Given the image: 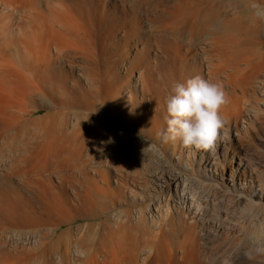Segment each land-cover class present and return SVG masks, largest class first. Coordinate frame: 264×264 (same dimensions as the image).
Masks as SVG:
<instances>
[{"label":"bare ground","instance_id":"obj_1","mask_svg":"<svg viewBox=\"0 0 264 264\" xmlns=\"http://www.w3.org/2000/svg\"><path fill=\"white\" fill-rule=\"evenodd\" d=\"M253 3L264 7V0H0V264H144L160 251L171 253L166 264L260 263L254 248L264 240L251 217L264 204L249 190L264 179L243 147L229 158L228 183L247 218L236 253L221 249L216 259L195 242L202 213L190 176L162 165L176 157L188 167L196 153L214 181L229 128L239 137L262 123L264 17ZM196 76L221 85L227 98L210 151L160 135L167 97ZM127 128L148 136L149 152L138 155L143 140ZM77 218L87 222L59 231ZM212 226L229 235L227 225Z\"/></svg>","mask_w":264,"mask_h":264},{"label":"rangeland","instance_id":"obj_2","mask_svg":"<svg viewBox=\"0 0 264 264\" xmlns=\"http://www.w3.org/2000/svg\"><path fill=\"white\" fill-rule=\"evenodd\" d=\"M42 113H44L43 110L38 112V114H42ZM34 115H37V113ZM260 117L261 118H259V120L262 123L259 122V123H257V125H255L254 128L249 129V133L247 135L244 134V132H240L241 135H239V137H238V135H235L236 131H235L234 127L232 126L229 128V131H227V139L224 142L225 147H223L224 146L223 145L217 149L216 156H218V159H219L218 160L219 164L217 165V169L215 170V172L214 171L210 172L212 175V178L215 179L214 181H212L209 178V176L207 175L209 172L203 168L202 163L200 162V155H198L196 153L193 156L190 155V157H189L190 161L189 160L186 161V163L189 164L188 167L186 165H184L185 163H183V161L180 162L181 163L180 164L176 157H175V162L168 157L166 160L162 159V161H163L162 165H164V168H168V165H172L171 163H175V165H173V166H175V172H178L181 174H188V176H190L189 177V180H190L189 183L191 185L189 184L190 190H188V192L190 191L189 193H191V195L194 197L193 201H194L196 210L197 211L200 210L202 213V215L200 217H202V218H203V216L206 217V218L204 217L203 219L200 218V220L197 223L196 233L198 236L196 235L195 242H196V245L201 246V248H203V249L204 248L209 249V247H210L209 250H211L212 253L214 254V257H213V254H211V256L214 259H216V255H217V257L218 256L220 257L222 251H223V254L226 255L229 252L230 248H233L232 251L234 252V254L236 253L237 248L235 246H236L238 239L240 237V234L238 232L239 226H240L241 222L243 221V217L247 218V216H244L247 214V213H244L245 212L244 207L246 206L245 202L243 201L242 198L238 197L236 191L234 189H232V185L230 183H228V178L230 177L231 171L234 170V164H235L234 160L230 161V159H229L232 156V151H234V148L238 149V146L243 147L244 150H242V151H245V153L247 152L248 156L252 159L251 161L253 162V165L256 166V168H259L260 171H262L261 173H262L263 179H264V111ZM111 122L112 121H110V123ZM127 131L132 133L133 136L134 135L135 136H138V135L141 136L140 138L143 140L144 144L141 146H138L139 148L136 146L135 149L140 150V152L138 151V153H139L138 155L144 153V151H146L148 149L147 148L148 145H150L152 143V142L150 143L148 136L146 134L145 135L141 134L140 132H137V131L131 132V130H129L128 128H127ZM117 144H120V142L118 141ZM145 145H147V147ZM238 150H240V149H238ZM147 151L149 152V149ZM256 159L258 160V162L254 161ZM235 161H238V159H235ZM142 162H143V164H145L144 160ZM249 192L252 195H257V196H254V197H257L256 198L257 201L263 202V204H264V187L260 188L259 186L256 185L255 188H252L251 190H249ZM175 200L177 201L176 197H175ZM223 210H224V212H223ZM211 217H213V218H211ZM224 219H225V221H224ZM254 220H256V221H254ZM251 221L255 222L256 225H258L257 227L259 229L258 230L259 231L258 232L259 239L264 240V213H260V216H258L256 218L251 217ZM86 222H87V220H85L83 218H77L71 224H63L59 228V231H62L63 229H65L69 226L84 225ZM215 222L222 224V226L227 225L228 230H229V235H227V236L224 234L219 235L214 230H211L213 228L212 225L215 224ZM200 227H202L201 228L202 230L200 229ZM197 229L200 230L199 232L201 234L198 232ZM203 230L205 231L206 235L202 234ZM231 235H233V237ZM230 236H231V240L225 241L222 239L224 237H230ZM220 239H221V242L219 243ZM232 239H234V240H232ZM212 241L214 243H212ZM222 241H224L225 244H224V242L222 243ZM215 242L217 244H215ZM215 246L216 247L218 246V247L215 249ZM221 249H222V251H221ZM213 250H215V251L217 250L218 252L217 251L215 252ZM224 251H226V253H224ZM160 252H161L160 253L161 256L159 255V259L157 258L158 255L156 256V254H153L156 256V258H155V256L153 257V255L151 254L150 258L151 257L152 258L150 259L148 256L147 259H149V260L146 259L145 263L146 264H163V263L166 264L168 262L171 263V253L169 255V252H166V251H164V252L160 251ZM215 253H216V255H215ZM168 255L170 256V260H169V258H167ZM165 256H167V257H165ZM257 256H259L258 259L259 258L261 259V257L264 255L262 254V256H261V254H257ZM166 258L169 260L168 262H166L167 261ZM263 258L261 260L257 259L258 262L256 260L255 261L257 263H259V261H260L259 264H262V263H264V261H262ZM261 261H262V263H261ZM173 263L174 262L172 261V264ZM231 263L232 264L233 263L243 264V262L238 261V260H234Z\"/></svg>","mask_w":264,"mask_h":264},{"label":"clouds","instance_id":"obj_3","mask_svg":"<svg viewBox=\"0 0 264 264\" xmlns=\"http://www.w3.org/2000/svg\"><path fill=\"white\" fill-rule=\"evenodd\" d=\"M252 8L257 16L264 17V7L253 3ZM226 103V94L218 83L199 76L177 83L165 101L166 129L160 135L165 140L179 139L187 149L213 150L224 126L220 109ZM254 252L264 254V245L258 244Z\"/></svg>","mask_w":264,"mask_h":264}]
</instances>
